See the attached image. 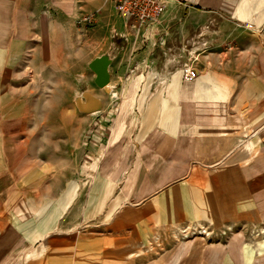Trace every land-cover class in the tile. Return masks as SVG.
Instances as JSON below:
<instances>
[{"label": "crops", "instance_id": "1", "mask_svg": "<svg viewBox=\"0 0 264 264\" xmlns=\"http://www.w3.org/2000/svg\"><path fill=\"white\" fill-rule=\"evenodd\" d=\"M0 264H264V0H0Z\"/></svg>", "mask_w": 264, "mask_h": 264}, {"label": "built area", "instance_id": "2", "mask_svg": "<svg viewBox=\"0 0 264 264\" xmlns=\"http://www.w3.org/2000/svg\"><path fill=\"white\" fill-rule=\"evenodd\" d=\"M116 7L126 18H132L139 22L147 19H158L165 9V0H115ZM85 20L91 21L92 15H86ZM201 231L197 227L185 228L184 233L189 235Z\"/></svg>", "mask_w": 264, "mask_h": 264}, {"label": "water", "instance_id": "3", "mask_svg": "<svg viewBox=\"0 0 264 264\" xmlns=\"http://www.w3.org/2000/svg\"><path fill=\"white\" fill-rule=\"evenodd\" d=\"M109 62H110L109 57L107 55H103L101 57L95 58L90 64V66L97 73L95 81L99 86H106L109 83L110 75L107 69ZM83 96L88 100L90 98H96L98 99V101H100L99 98L95 97L91 92H88V91H84ZM79 106L83 109V106L81 105V103L79 104Z\"/></svg>", "mask_w": 264, "mask_h": 264}, {"label": "rangeland", "instance_id": "4", "mask_svg": "<svg viewBox=\"0 0 264 264\" xmlns=\"http://www.w3.org/2000/svg\"><path fill=\"white\" fill-rule=\"evenodd\" d=\"M202 44H203V45H206V42H203ZM200 230H201L200 232L197 231V232H195V233H191V234H189V235H186V234L184 233V234H182V236H183V237H186V238H189V237H191V235H192V236H194V235H195V236H196V235H206L205 233H202V231H203L202 228H201ZM252 253H253V249H252Z\"/></svg>", "mask_w": 264, "mask_h": 264}]
</instances>
